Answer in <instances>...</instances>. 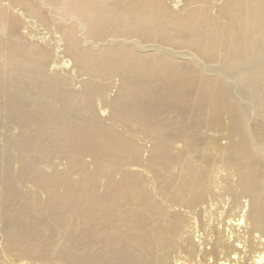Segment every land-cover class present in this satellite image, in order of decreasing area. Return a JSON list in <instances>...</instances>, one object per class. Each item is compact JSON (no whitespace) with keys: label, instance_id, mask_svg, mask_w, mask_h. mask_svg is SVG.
<instances>
[{"label":"bare ground","instance_id":"6f19581e","mask_svg":"<svg viewBox=\"0 0 264 264\" xmlns=\"http://www.w3.org/2000/svg\"><path fill=\"white\" fill-rule=\"evenodd\" d=\"M0 264H264V0H0Z\"/></svg>","mask_w":264,"mask_h":264}]
</instances>
